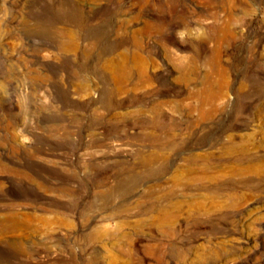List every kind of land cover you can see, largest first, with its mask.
I'll return each instance as SVG.
<instances>
[{"label":"rangeland","instance_id":"1","mask_svg":"<svg viewBox=\"0 0 264 264\" xmlns=\"http://www.w3.org/2000/svg\"><path fill=\"white\" fill-rule=\"evenodd\" d=\"M0 264H264V0H0Z\"/></svg>","mask_w":264,"mask_h":264},{"label":"bare ground","instance_id":"2","mask_svg":"<svg viewBox=\"0 0 264 264\" xmlns=\"http://www.w3.org/2000/svg\"><path fill=\"white\" fill-rule=\"evenodd\" d=\"M177 45V44H176ZM177 53V52H176ZM141 58V57H140ZM138 59V58H137ZM142 59V58H141ZM180 61V60H179ZM181 62V61H180ZM140 69V68H139ZM141 70L143 71V67H141ZM142 161H143V159H142ZM135 163V162H134ZM55 174V173H54ZM54 179V178H53ZM62 181V180H61ZM53 183V182H52ZM56 184V186H57V188L58 187H62L63 186V184L62 183H58V182H55ZM69 183V182H68ZM51 188V187H50ZM58 189H60V188H58Z\"/></svg>","mask_w":264,"mask_h":264}]
</instances>
